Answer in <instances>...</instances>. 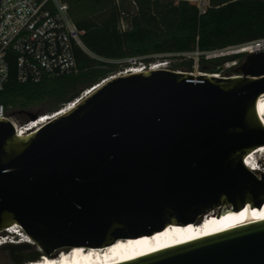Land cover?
I'll list each match as a JSON object with an SVG mask.
<instances>
[{"label":"water","instance_id":"water-1","mask_svg":"<svg viewBox=\"0 0 264 264\" xmlns=\"http://www.w3.org/2000/svg\"><path fill=\"white\" fill-rule=\"evenodd\" d=\"M242 53L227 77L116 75L25 135L0 116V232L18 225L29 239L0 250L21 264L261 212L264 173L244 158L264 145V49ZM118 264H264V220Z\"/></svg>","mask_w":264,"mask_h":264},{"label":"trees","instance_id":"trees-1","mask_svg":"<svg viewBox=\"0 0 264 264\" xmlns=\"http://www.w3.org/2000/svg\"><path fill=\"white\" fill-rule=\"evenodd\" d=\"M62 1L83 31L84 46L100 60L75 47V72L38 83L18 82L11 64L0 103L17 120L43 104L45 113L58 110L80 89L130 67L127 59L149 63L156 56L179 57L182 61L170 68L192 72L193 59L174 54L224 50L264 39V0H208L203 12L185 0ZM123 21L125 28L121 27ZM244 56L242 52L209 59L200 55L199 66L213 73L226 62L241 63Z\"/></svg>","mask_w":264,"mask_h":264},{"label":"built area","instance_id":"built-area-1","mask_svg":"<svg viewBox=\"0 0 264 264\" xmlns=\"http://www.w3.org/2000/svg\"><path fill=\"white\" fill-rule=\"evenodd\" d=\"M179 1V0H173ZM195 3L200 11H205L208 0H185ZM79 30L68 14V5L62 0H0V91L4 88L11 64L16 68V79L20 83H38L42 80L63 74H70L77 70L74 57V48L79 47L90 57L100 60L84 46ZM245 45L255 49L264 48V39L255 40ZM221 50L199 52L176 53L175 56L192 58L197 63L199 56L215 58L221 55ZM135 60V59H134ZM136 63V61H135ZM171 69L166 59L158 62H149L124 68L97 83L88 85L79 90L70 100L63 103L56 111L49 113H35V119L17 120L7 114L5 107L0 103V116L9 119L18 135H25L39 129L44 125L41 119L45 116H53L47 122L59 116L58 113L65 108H71L87 97L105 80L128 73L131 70L140 69ZM172 70V69H171ZM216 77H227L221 71L211 73ZM39 122V123H38ZM44 123V124H43ZM39 124V126H37ZM42 124V125H41ZM256 164L258 167L259 163ZM264 168V167H262ZM21 233H23L21 231ZM24 234V233H23ZM13 236V237H12ZM16 236V238H14ZM25 238L27 237L24 234ZM22 236L16 231L0 232V247L5 244H14Z\"/></svg>","mask_w":264,"mask_h":264},{"label":"bare ground","instance_id":"bare-ground-1","mask_svg":"<svg viewBox=\"0 0 264 264\" xmlns=\"http://www.w3.org/2000/svg\"><path fill=\"white\" fill-rule=\"evenodd\" d=\"M242 50L253 51L256 49L248 45H243ZM133 67L135 68L136 66ZM139 71L141 70H131V72ZM67 109L69 108L60 111L58 115L64 113ZM257 109L262 125L264 126V92L257 100ZM52 117L53 116L47 115L43 117L41 121L47 123V120ZM37 126H39V124ZM260 153L264 155V145L256 147L254 151L245 156L244 161L248 169L254 172L264 173L263 168L258 167L256 164ZM215 218V214H208L198 223H193L187 226L170 228L168 225L161 230L154 231L150 235L139 238L118 239L114 243L100 248L85 249L84 247L75 246L70 249H63L57 257L43 255L37 260L30 259L21 264H118L195 239L207 237L239 226L263 221L264 208L259 213H252L241 216L240 218H233L230 222L217 226L214 225ZM3 231L18 232L19 236H22V238H20L17 243L29 242V239H27V237L25 238L24 234L21 233L22 230L18 225L10 226Z\"/></svg>","mask_w":264,"mask_h":264},{"label":"rangeland","instance_id":"rangeland-1","mask_svg":"<svg viewBox=\"0 0 264 264\" xmlns=\"http://www.w3.org/2000/svg\"><path fill=\"white\" fill-rule=\"evenodd\" d=\"M121 27L122 28H125L126 27L125 21L122 22ZM242 48H243V45L242 46H233V47H229V48H226L224 50H221L220 53H221V55H229V54L241 53L242 52ZM156 57L157 58H156L155 62H158V61H161V60L166 59L167 61H169L170 66L171 65L178 64V63H180L182 61V59L179 58V57H166V58H160V56H156ZM127 61L130 63V67L131 66L141 65V64L145 63V62H141V61L140 62L139 61H136V63H135V60L134 59H127ZM237 61L238 60L226 62L221 67H216L214 69V71H221V72L227 73V74H235V68L240 64V63L237 64L236 63ZM191 73L198 74V73H212V72H209L207 70H204V69L200 68V66H199V59H198V62L197 63H193V70H192ZM46 108H47L46 104H43V105L35 108L30 113H34V114L35 113H42V114H44L46 112ZM28 114L29 113H27L25 116H23L21 118V120L26 119L28 117ZM262 157H264V155L260 154L258 156V159L260 158V165L264 166V161H263ZM263 170H264V168H263ZM14 238H16V236ZM0 259L9 260V254H8V252L5 251V250L0 251Z\"/></svg>","mask_w":264,"mask_h":264},{"label":"flooded vegetation","instance_id":"flooded-vegetation-1","mask_svg":"<svg viewBox=\"0 0 264 264\" xmlns=\"http://www.w3.org/2000/svg\"><path fill=\"white\" fill-rule=\"evenodd\" d=\"M0 251H3V250H0ZM0 264H13V262L9 257V260L0 259Z\"/></svg>","mask_w":264,"mask_h":264},{"label":"clouds","instance_id":"clouds-1","mask_svg":"<svg viewBox=\"0 0 264 264\" xmlns=\"http://www.w3.org/2000/svg\"><path fill=\"white\" fill-rule=\"evenodd\" d=\"M258 161H259V166L264 167V166L260 165V158L258 159Z\"/></svg>","mask_w":264,"mask_h":264}]
</instances>
